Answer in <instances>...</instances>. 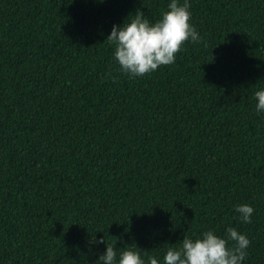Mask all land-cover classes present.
<instances>
[{
	"label": "trees",
	"instance_id": "trees-1",
	"mask_svg": "<svg viewBox=\"0 0 264 264\" xmlns=\"http://www.w3.org/2000/svg\"><path fill=\"white\" fill-rule=\"evenodd\" d=\"M188 2L202 41L129 78L107 37L171 0H0V264H163L229 227L264 264V0Z\"/></svg>",
	"mask_w": 264,
	"mask_h": 264
},
{
	"label": "clouds",
	"instance_id": "clouds-1",
	"mask_svg": "<svg viewBox=\"0 0 264 264\" xmlns=\"http://www.w3.org/2000/svg\"><path fill=\"white\" fill-rule=\"evenodd\" d=\"M190 8L188 0H184L182 5L179 0H171L169 10L162 13L161 19L155 23H150L138 10L130 22L114 25L106 42L115 45L114 59L120 71L129 78L144 77L162 66L174 64L177 54L189 41L201 42L202 37L191 24ZM254 96L258 101L257 112H264V90L256 91ZM236 211L242 222L252 223L253 207L243 204ZM94 242L102 244L105 239ZM250 244L248 237L233 227L227 228L226 238L212 230L195 239L185 235L179 247H168L163 264H242ZM99 261L102 264H160V260L151 255L146 262L131 246L118 254L116 248L108 244Z\"/></svg>",
	"mask_w": 264,
	"mask_h": 264
}]
</instances>
